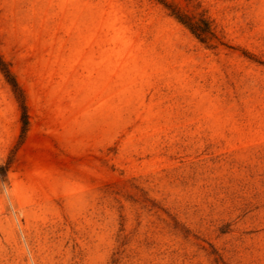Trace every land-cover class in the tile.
Instances as JSON below:
<instances>
[{"label": "rangeland", "instance_id": "rangeland-1", "mask_svg": "<svg viewBox=\"0 0 264 264\" xmlns=\"http://www.w3.org/2000/svg\"><path fill=\"white\" fill-rule=\"evenodd\" d=\"M0 61V264H264V0H0Z\"/></svg>", "mask_w": 264, "mask_h": 264}, {"label": "trees", "instance_id": "trees-1", "mask_svg": "<svg viewBox=\"0 0 264 264\" xmlns=\"http://www.w3.org/2000/svg\"><path fill=\"white\" fill-rule=\"evenodd\" d=\"M172 15L181 23L183 24L188 30L202 43H207L209 40L214 38V35L210 31L209 24L204 19H192L185 15H180L176 11H172ZM0 70L3 73L4 77L6 78L7 82L12 87L14 93L20 99L21 109H22V124H23V133L26 130L28 121H27V114H26V106L22 99L21 90L18 87L16 80L13 78L11 72L8 70L6 65L0 61ZM4 168L0 169V172H4Z\"/></svg>", "mask_w": 264, "mask_h": 264}]
</instances>
